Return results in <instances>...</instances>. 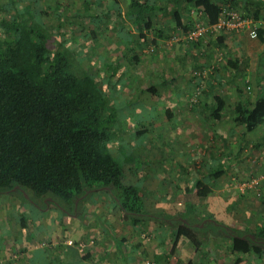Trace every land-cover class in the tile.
<instances>
[{
    "label": "trees",
    "instance_id": "1",
    "mask_svg": "<svg viewBox=\"0 0 264 264\" xmlns=\"http://www.w3.org/2000/svg\"><path fill=\"white\" fill-rule=\"evenodd\" d=\"M33 1H37L34 4L36 6H33L35 11L23 7L15 0H10L14 14L0 21V32L3 36V40L0 41V192L13 191L16 188L23 192L26 200H32L40 207L44 206V209H49V207L46 208L50 205L49 201H56L58 208L67 209V211L70 208L69 212L77 213L80 203L90 193L104 190L111 195L124 216L130 218L134 226L155 221L162 230L165 229L174 236L171 250L164 254L167 259L174 254L181 239L188 240L195 250H204L205 253H209L211 249L208 246L212 245V240L227 238L231 240L229 247L236 255L237 264L243 261L244 257L251 255L263 257L264 208L259 213V221L251 230L230 225L226 221V223L220 221L213 214L204 213L192 199V196L196 195L204 200L214 190L213 181L226 171L223 160L228 155L223 159L221 157V160L217 159L213 154L212 145L208 149V156L201 157L202 155L197 154V157H201L203 166L196 175L188 178L190 181L186 187H180V184H177L184 195L182 205H173L161 211L145 210L144 198L141 194L142 181L140 184L124 183V168L119 163L113 148L121 143L120 127L123 126L124 130L125 117L130 123L136 121L131 111L123 110V106L133 103V98L125 94L120 102L117 100L119 99L118 91L126 85V82L127 85L131 83L123 77L127 74L128 65L121 64L120 57L115 59L112 69L108 68L109 65L106 66L110 71L108 81L100 85L96 74L90 72L81 61L76 62L73 56L69 57L67 51L60 49L62 41L57 43V49L53 52L48 47V42L53 35L54 47L57 34L65 37V40L67 32L63 33L56 29L57 34H52L43 22L39 0ZM229 2H231L230 6ZM99 5L98 2L83 0L81 8L84 10L79 9L75 12L77 16L92 21L94 27L90 29L91 38L100 36L95 28L99 26L97 22L101 17L106 19L108 25V29H103L102 34L112 30L115 34H112L113 41L115 40L116 43L124 39L128 44L138 45L140 42L153 41L149 33L154 30L160 13L165 17L170 14L174 17L173 29L175 30L168 34L169 37L182 33L187 38V33L194 29L199 21L196 19L193 22V18H199L211 30L228 10H234L243 18L252 19L257 26V38L264 43V0H127L126 18L136 27L134 34L130 33L125 25L122 9L113 8L111 5L107 7L108 10L105 7L97 8ZM93 8H97L96 11H92ZM25 17L28 20H25ZM58 19L57 28H61L62 22L59 16ZM112 19L115 21L112 22ZM184 19L187 21L184 22ZM116 22L119 24L117 31ZM7 29L13 30L11 39L7 38ZM120 30L124 32L119 33ZM216 31L219 34L218 41L223 44H225L222 40L224 33L234 32L233 29L226 27ZM156 33L158 36L162 35V31ZM73 34L78 35L75 36L80 42L89 40L87 34L80 32H73ZM199 39L201 38L186 40L196 41L195 44L198 45ZM82 45L86 43L83 42ZM237 56L230 58L225 64L226 75L221 73L223 68L214 67L216 74H221L222 85L228 82L233 83L237 100L229 104L226 96L219 93L214 95L213 103L210 104L204 99V96L207 98L208 88L206 87L202 90L203 93L197 94L195 100H192L195 89L191 91L189 88L185 102L191 116L193 114L198 117L201 114L206 116L204 125L217 123L219 127L212 131L218 134L222 131L219 121L227 108L231 111V125L242 126L245 133L253 132L264 124V93L255 95L252 93V85L249 84L246 88L242 87L240 81L244 82V78L248 75L244 74L245 59ZM136 58L139 57L136 56ZM172 72L179 74L177 67L172 69ZM212 75L213 73L209 75V81L214 76ZM172 77H174L173 73ZM192 78L193 76L189 79L190 83ZM201 79L203 81V78ZM197 80L201 82L200 78ZM149 83L144 89L151 92L153 95L151 101L155 105L154 98L161 99L157 91L162 85L157 87L156 83ZM173 86L176 84L174 83ZM181 100L178 97L173 100L169 98L168 101L171 102L166 105L168 120L178 111H182ZM158 118H152L153 123L157 121L153 127L158 125ZM197 121L199 122V119ZM137 122L145 123V118L135 123ZM135 130L131 132L133 136L147 132L148 127L140 126ZM186 165L185 162L178 164L180 168ZM161 169L164 174V169ZM157 170L159 169L155 172L159 175L160 171ZM182 177V175L177 176L178 179ZM50 224L49 222L48 225ZM20 225L28 226L24 217L20 218ZM55 225L57 228V224ZM54 230L56 231L55 227ZM53 231H49V235L54 234ZM110 234L114 238L117 236L113 232ZM120 241L124 243L125 238ZM75 245L77 246L76 242ZM220 245L222 244L217 247ZM57 248L58 246L55 249ZM47 249L45 247V250ZM67 249L69 255L70 250H74L72 260L57 256L47 258L45 262L40 263H78L75 262L78 257L77 248L68 245ZM160 259V256L155 257L156 262Z\"/></svg>",
    "mask_w": 264,
    "mask_h": 264
},
{
    "label": "rangeland",
    "instance_id": "2",
    "mask_svg": "<svg viewBox=\"0 0 264 264\" xmlns=\"http://www.w3.org/2000/svg\"><path fill=\"white\" fill-rule=\"evenodd\" d=\"M15 2H19L23 7H28L35 11L33 6H36L34 4L37 1L15 0ZM39 2V8L41 12H43V22L46 25L45 27L52 34L56 33V29H58V31L61 30L63 33L67 32L65 34L67 41L66 39L64 40L65 37L56 33L57 40L56 43H54V47V35L50 38L48 47L52 49V52L57 49V43L62 41V47H60V49L67 51L69 57L73 56L76 62L81 61L90 72L96 74L98 76L97 81L100 85L106 84V77L110 75V71L107 70L106 66L109 65L108 68L112 69L115 59L120 57V63L128 65L127 74L123 77L131 83L127 85L126 82V85L118 91L119 93L117 96L119 99L117 100L120 102V100L125 97V94H127L128 97L131 96L134 101H132L133 103H130L131 105L123 106L124 112L131 111L134 115V120L136 121L145 118V123H135V121L133 124L128 121L127 117H125L123 122L124 130L123 126L120 127V136L122 137L120 140L121 142L123 141V144H121V146L120 144L115 145L113 148L115 149V155L117 156L119 163H121L124 168V183L140 184L136 173L138 169L139 171L149 170L154 172L156 169H159L157 170L160 171L158 173L159 175H156V178L152 177L153 182L147 184L146 190L142 189L145 202L148 203L150 209L152 207L156 209L151 211H161L169 209L173 205H181L180 203L183 202L184 195L182 194L180 187H186L190 180L188 179V176L178 179L173 173L176 172L177 166L180 162H185L188 167H191L192 162H195L190 159L188 161L187 156L185 155L186 152L191 153V151H194L190 150L191 146L187 147L181 145L178 141L179 137L183 134V129L179 127L180 123H183L187 116L189 117L192 114H185L182 110L181 112L178 111V113L174 114L172 118L168 120L164 100L166 98L168 101L170 97L161 96V99H154L156 104L153 106L155 110L152 111L149 110V104L152 103V99L149 98L151 92L144 89V87L149 85V82L145 79L151 74L152 78H155L152 71L154 58H159V56H163L164 53L167 54V51L169 50L165 49L163 44H153L151 41L149 43L140 42L138 45H133V43L128 44L124 40H120V42L116 43L115 40L113 41L112 34H114V32L112 30H107L105 34H102L103 29H108L106 19L102 17L98 20L103 23L98 21L97 24L99 23V26L95 28L100 36L91 38L92 35L90 34V29L94 27L92 21L88 19L85 20L75 14L79 9L84 10L81 8L83 0H39ZM11 8L12 4L10 3V0H0V21L2 18L13 16L14 13ZM41 12L39 14H41ZM58 16L62 22L60 25L62 26L61 28H57L59 22ZM24 19L28 20L26 17ZM196 19L197 21H201L199 18H193L192 20ZM114 21L115 19H112V22ZM128 21L130 20L128 19ZM128 25L130 24L128 23ZM233 31L235 34L245 36L247 41H252L251 45L249 42H246V45L248 47L250 46L249 50H256L255 47L259 42V39L257 37H250L248 29ZM6 32L8 34L7 38L11 39L13 37V30L7 29ZM73 32L87 34V37L89 38L88 42L83 41L86 45H82L83 42H80V40L76 38L78 35L75 34V36ZM149 36H152L151 33H149ZM218 36L219 34L216 29L208 30L200 37L201 39L199 40L201 44L199 43L198 45L195 44L196 41H187V38H185L182 33L175 34L172 38L170 37L168 39V44L170 46L180 43L182 44L181 47L179 46L180 49L170 51L171 58H174L178 53H182L181 60L183 62L179 60L178 63V60L172 59L168 63L172 65L175 64L179 69L182 66L184 72H182L183 77L181 81L174 82L176 86H173L174 83L171 82L170 84L166 83V86H160V88L164 90L165 87L167 92H169V90L172 91L173 89L184 90L185 88H183L182 85H184V80L187 78L190 90L194 91L195 89L192 98V100H195L197 94L203 93L202 90L208 87L209 75L211 73H213V75L216 74L217 71L214 70L215 66L223 68L221 69V73H225L226 75L227 71L224 70V67L230 59L229 56H242V51L244 49H236L233 53L231 47L218 41ZM1 40H3V36L0 32V41ZM80 45L82 47H80ZM158 45L160 48H158ZM136 56L139 58L137 59ZM241 58L243 59V56ZM260 59L261 57H259V60ZM246 61L247 60L243 61V63ZM158 66L156 77L162 78V75L165 76L166 73L163 62ZM165 68L167 69L169 67L165 66ZM171 68L175 69L174 66H171ZM172 73L169 70V74ZM191 76H193V78L190 83L189 79ZM197 78H200L201 82L197 80ZM201 78H203V81ZM154 83L158 84L157 81H154ZM240 83H242L243 88H246L247 84L252 85V93H254L256 87L250 78L248 79V77H245L244 82L240 81ZM233 88L232 82H228L225 85L220 83L218 87L219 93L226 96L229 104L237 100V95L235 94L236 90ZM164 95H167V93L165 92ZM204 99L207 100L208 98L204 97ZM173 108L176 107L173 106ZM175 111H177V109ZM230 113L231 111H229L228 108L225 109L223 116L219 121L220 129L222 131L219 134L213 132L214 137L206 140V143L202 145L203 152H205L203 155L205 154L208 156V149L211 145L213 146V154L217 159L221 160V157L223 159L224 156L228 155L223 160V166L226 171L221 177L213 181L212 187L214 190L204 200H201L196 195H193L192 199L197 202L200 210L204 213L213 214L214 216H217L220 221H226L230 225L253 230L255 223L259 221V213L264 208V181H262V179H264V142L261 144H255L260 139L259 135L264 134V124L262 125L263 127L261 126L253 132L245 133L242 126L234 127V125H231L232 119ZM153 117H159V123L156 127L153 126L156 125L157 121L156 123L151 121ZM192 119H199V121L201 120L202 124H204L203 121L207 118L204 114H201L199 117L196 114H193ZM171 122L172 124H170ZM207 122L208 121H206V123ZM127 125L128 128L125 127ZM140 126L148 127L147 132L133 136L131 132L134 131L136 127L139 128ZM210 126L213 127L217 125L211 124ZM211 128L203 129L202 132H204V135L209 136L208 133L211 132L212 129H216V127ZM243 134L244 136H241ZM123 137L126 138V140H129L124 141ZM118 143L120 142L118 141ZM180 148L185 152L183 156L179 152ZM195 148L197 149L198 147L195 146ZM240 148L242 151H240V154L238 155L237 152ZM143 160L146 161H144L143 164H140ZM196 162H198V160ZM231 163H233V165L230 166ZM199 164H202V162L199 161ZM201 166H203V164ZM161 168L164 169V174L162 173L163 170ZM256 178L261 179L260 183L251 186L252 181ZM261 183L263 184L261 185ZM176 184H180V187ZM102 192L106 191L101 190L90 193V195L80 203L76 215L75 212H69L70 208L68 211L67 209L58 208L56 206V201H49L50 205L46 206V208L49 207V209H44V206L40 207L39 205H35L32 200H26L23 197V192L16 188H14L13 191H1L0 264H14L17 262L19 248L16 249L11 246L13 249H7V247L9 245L19 247L20 243L24 244V242H27L30 248H36V246L40 247L42 245L48 248L49 258L60 255V257H64V259L72 260L73 258L69 253L62 254L63 247L61 246L66 244L72 245L78 250V257L75 261L78 263L75 264H96V259L98 260L99 258H101L102 261L104 257L103 253L106 252V248L109 244H112V242H109L107 238V243L105 242L106 240L102 242V238L99 237L100 234L99 236L97 235L100 230L103 231V229H101V223L105 220L101 221L102 218L97 216L94 209L91 211V207L94 208L96 205L91 199L96 197V195L99 197ZM24 195L27 197L25 193ZM108 196L109 197H107L106 201H108V206L112 208L114 200L109 193ZM48 198L51 199V197ZM47 199H45V201H47ZM84 207L86 208L85 210L83 209ZM64 212L70 213V217H62ZM21 217L26 219L28 226L21 227ZM38 218L40 219L38 220ZM49 222L51 223L50 225H48ZM53 222L57 224V228L55 224V226L52 224ZM37 224H41L43 228L40 230L41 227ZM106 226L114 231L111 228V225L106 224ZM119 226H121L120 231H123L122 235H125L128 239L132 237L135 240H139L140 246L142 250H144L137 257V264H197L201 263V260L205 262L211 260V254L208 255L205 252L202 256L197 258V253H195V249L191 243L187 244L183 241L180 245H177L176 251L169 261L162 259L160 263L156 262L155 254L159 251L157 250L158 247H161L160 249L166 252L170 251L173 246L174 236L170 235L169 231L165 229L162 230L155 221H150V223L143 225V228L141 229L142 231H134V236L130 233L132 226H129L128 223L123 221ZM54 227L56 231H53ZM49 231H53L54 234H50V236ZM96 231L97 233H95ZM30 235L32 238H30ZM114 235L118 234L115 232ZM8 237H10V240L7 239ZM69 240H73V243H69ZM61 242H63V244H61ZM75 242L77 246L75 245ZM230 242L231 240L229 238L212 240V245L208 247H210L211 251L221 249L226 251L227 254H231L229 248ZM219 244L222 245L217 247ZM56 246H58V248L61 247L59 248V251L55 249ZM122 247L123 246L119 248L121 249ZM208 247H204V249L207 250ZM244 259L247 261L246 264H264V256L256 257L255 255H251L250 257H244ZM28 262L29 264L31 263L30 260ZM100 263L103 264V262ZM107 264H123V262L111 255ZM235 264L237 263L235 262Z\"/></svg>",
    "mask_w": 264,
    "mask_h": 264
},
{
    "label": "crops",
    "instance_id": "3",
    "mask_svg": "<svg viewBox=\"0 0 264 264\" xmlns=\"http://www.w3.org/2000/svg\"><path fill=\"white\" fill-rule=\"evenodd\" d=\"M90 1H94L95 3L98 2L100 5L97 8L105 7L108 10L107 7L111 5V7H113V8H117L118 7L119 9H122L123 17L125 18V25L127 26V28H129L130 33L134 34L136 32V27L134 26V24L130 23L131 21H128V19L126 18L127 17V14H126L127 0H90ZM230 5H231V2H229V6ZM97 8H93L92 11H96ZM263 16H264V13H263ZM186 21L184 19V22H186ZM192 21L194 22V20H192ZM156 22H157V24H156V26H154V30L150 32L151 35H152L150 37L153 38L152 42H154L155 44H163L164 48L169 50V51H167V54L164 53L163 56L160 55L159 58L155 57L154 60H153V67H152L153 70L152 71H153V76L155 78H152V74L149 75L146 78L147 80H149V82H152V83H154V81H157L158 84L156 83V86L158 87V85L166 86L165 85L166 83L170 84L171 82L173 83L175 81H181V79L183 77L182 72H184V69H182L183 68L182 66L181 67L179 66L180 69L177 68V70H179V74L175 73L176 71L173 72L174 77H172V74H169V70H171V72H172V68L173 67L171 68V66H174L175 68H176V66H175V64L172 65V64H170L168 62H170L172 59H174V60H178V63H179V60L182 59V56H181L182 53L176 54L174 58H171V56H170L171 55L170 51H174L175 49L176 50L180 49V47L182 46L181 43L180 44H175V45H172V46H170L168 44V39L170 38L168 34L175 30V29H173L174 28V17H173V15L170 14V15L165 17V16H163L160 13L157 16V21ZM128 23L130 25H128ZM115 27L117 28L116 29V31H117L118 27H119V24L117 22L115 23ZM161 31H162V35L158 36L156 32H161ZM121 32H124V31L120 30L119 33H121ZM163 34L165 36H163ZM223 37L224 38L222 40L225 41V45L227 44L228 47H231L233 53H234V51L236 49H239V48H243L244 49L242 51V56H243V58L245 60H247L245 62L244 74H247L248 75V79L250 78V80L253 81L254 86L256 87L254 89V94L255 95L256 94H260V93L261 94L264 93V43L259 40V42L257 43V45L255 47L256 50H249L250 46L248 47L246 45V42H249V41H247L245 36L240 35V34H235L234 32H228V33H224ZM122 40H124V39H122ZM249 44L251 45L252 41H250ZM158 48H160L159 45H158ZM186 48H187V46H186ZM259 57H261L260 60H259ZM229 58L233 59L235 57L229 56ZM159 62L160 63L163 62L164 69L166 70V73H167V74H165V76L162 75V78H157L156 77L157 67H159L158 65L160 64ZM181 62H183V61L181 60ZM165 66L166 67L168 66L169 68L166 69ZM180 70H181V72H180ZM220 76H221L220 73L219 74H214V76L211 78V81L208 80V84H207V86H208L207 87L208 88L207 98L208 99H207V102H209L210 104L213 103L214 95L215 94H219L218 87H219V84H220V80H222V78ZM106 78H107V80L106 79L105 80L107 82L108 81V76ZM168 80H170V81H168ZM184 81L185 82H184V85H182V87L185 88V90H182V89L175 90V89H173L172 91L169 90V92H167L165 87H164L165 91L159 87V90L157 91V94H159L160 97L161 96L162 97H167L168 96L172 100L175 99V98L177 99V97H178V99L181 98L182 100H181L180 104L183 105V106H181V107H183L182 110H183V112L185 114H188V113H190V110L187 109V104H185V102H186L187 96L189 94V83H188V79L187 78H185ZM165 92L167 93V95H164ZM152 97H153V95L150 94L149 98L151 99ZM165 100H166V98H165ZM165 100H164V102L166 104L164 103V105H169L168 102H171V101H167V100L165 101ZM202 100H203V98H202ZM132 101H134V99ZM152 104H153V102H152ZM152 104H149V110L153 111L155 109L153 107L154 104L153 105ZM137 111H139V110H137ZM211 124H213V123H211ZM126 127L128 128V125ZM179 127L183 129V134H182V136L179 137L178 141L180 142L181 145H185L187 147L191 146L192 149L190 147V150H194L193 152L191 151V153H188V152L185 153L183 151V149L180 148L179 152H180V154L182 156L185 153V155L187 156V160L188 161L190 159V160H193L195 162H192V166L191 167L186 166V167L180 168V166H177V170H176L175 173H173V175H175V177L179 176V175H182L183 177L184 176H188V178H190V177H193L194 175H196V173L198 172V170L201 167V164H197L196 161L198 160V162H199L201 160V157H204V155H205V154L203 155V153H205V152H203L202 145H204V143H206V140L212 139L214 137L213 136V131L208 133L209 136H206V135H204V132H202V130L206 129V128H211L212 126H210V124L204 125V124H202L201 120L198 122L197 119H192V116H189V117L187 116L186 120H184L183 123H180ZM214 127L218 128L219 126L218 125L217 126H213L212 128H214ZM259 138L260 139L258 140V142H256V143L254 142L255 144H257V143L261 144V143L264 142V134L263 135H259ZM124 141H127L126 138H124ZM120 144H123V141ZM195 146H197L198 148L196 149ZM241 148L237 152L238 155L240 154V151H242ZM197 154H200L202 156L201 157H197ZM210 157H211V155H210ZM144 161H146V160H143L142 162H140V164H143ZM135 169H137V168H135ZM136 173L138 175L139 181H142L141 182V184H142L141 185L142 186L141 187V194L143 195L142 189L146 190L147 184L150 183V182L151 183L153 182L152 181V177L156 178L157 173L154 172V171H149V170L148 171L147 170L139 171V169L136 171ZM94 192H96V191H94ZM107 197H109L108 193L107 192H102V193H100L99 197H97V195H96V197L91 199L94 204L96 203L94 208L91 207V211L94 209V211L96 212L97 216H100L102 218L101 221L105 220L104 222L101 223V229H103V231L100 230L101 233L100 232L97 233V231L95 233H97L98 236L100 234L99 237L102 238L101 239L102 242H104V240H106V238H107V240L109 242H112V244H109L108 247L106 248V252L103 253L104 254L103 260L101 261V258H99L98 260L96 259V261H97L96 264H101L100 262H103V264H107V262L110 259L111 255H113L116 258H118L119 260H121V262H123V264H128L127 262H129V264H137L136 263L138 261L137 257L144 250H142V248L140 246V243H139V240H135L132 237H130V239H128L125 235H122L123 231H120V227L121 226H119V225L123 221L128 223L129 226H132V229H130L131 230L130 233H131V235H133L134 231L135 232L142 231L141 229L143 228V224H139L138 226H134L131 223L130 218H128L127 216H124V213L121 211L119 206L114 201H113L114 203H113V207L112 208L110 206H108V204H107L108 201H106ZM183 202H184V200H183ZM182 203H180V204L182 205ZM86 208H87V206H86ZM86 208L84 207L83 209L85 210ZM144 208H145V210H148V211L156 210L153 207H152L153 209L152 208L150 209V206L148 205L147 202H145V199H144ZM42 211H44V210H42ZM76 215H77V213H76ZM64 216H66V217L69 216L70 217V214L64 213L62 217H64ZM40 218H38V220ZM148 223H150V221L147 222V224ZM106 224L111 225V228L114 231H112L109 227H107ZM37 225L39 227L42 226L41 224L40 225L37 224ZM110 232H113V233L116 232L118 234L116 236L117 238L116 237L115 238L112 237ZM30 238H32V236H30ZM122 238H125V242L124 243L120 241ZM7 239L10 240V237H8ZM107 240L105 241L106 243H107ZM35 241H37V240H35ZM183 241H185L187 244H190V242L188 240H186V239L179 240L178 244L180 245L181 242H183ZM61 244H63V242H61ZM9 246L7 247V249L8 248H11V249L19 248V250H18L19 251V255L17 256L18 258L16 260L17 262H15L14 264H29V262H28L29 260L31 262L30 264H42L40 262H45V260L47 258L50 259L49 256H48V252H46L47 250H45V247L43 245L40 246V247L36 246V248H33V247L30 248L29 244L27 242H24V244L20 243L19 247H16L14 245H9ZM67 246L68 245H66V244H64V246H61V247H63L62 254L63 253H65V254L69 253L68 252L69 250L67 249ZM121 246H123V247L120 249L119 247H121ZM6 247H5V249H6ZM61 247H59V248H61ZM59 248H57L58 251H59ZM64 248H65V250H64ZM160 248L161 247L157 248V250H159V251L157 253L155 252L156 253L155 257L156 256H160L161 257L160 261L162 259L169 261L172 258L173 255L169 259H167L164 254L167 253L168 251L165 252V251L161 250ZM43 250L45 251V253H44ZM18 251H17V253H18ZM73 252H74V250H70V255L71 256H72ZM57 253H59V252H57ZM195 253H197V258H199L200 256L203 255L204 251L203 250L202 251L201 250H198V251L195 250ZM230 253L231 254H227L226 251H223L221 249H216V250H213V251H210L209 253H207L208 255L211 254V256H210L211 260H209L207 262L201 260V263H197V262L196 263L197 264H235L236 255L233 252H231V251H230ZM58 256H60V255H58ZM160 261H158V262L160 263ZM246 263H247V261L245 259H243V261H241L238 264H246Z\"/></svg>",
    "mask_w": 264,
    "mask_h": 264
},
{
    "label": "built area",
    "instance_id": "4",
    "mask_svg": "<svg viewBox=\"0 0 264 264\" xmlns=\"http://www.w3.org/2000/svg\"><path fill=\"white\" fill-rule=\"evenodd\" d=\"M229 28L233 30H241L248 29L250 37L256 38L257 31L256 25L253 23L250 18H243L237 11L228 10L224 16H222L219 22L214 26L213 29H221V28ZM209 30V27L205 25L202 21H198L194 29L187 33V38L191 40H195L200 38L203 34H205ZM261 181L260 178H256L252 181L251 186H255L259 184ZM264 181V179H262ZM69 243H73V240H69Z\"/></svg>",
    "mask_w": 264,
    "mask_h": 264
}]
</instances>
